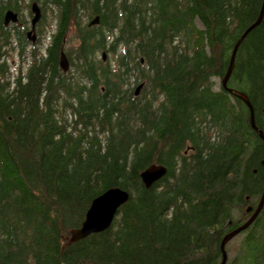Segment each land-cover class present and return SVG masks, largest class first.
Listing matches in <instances>:
<instances>
[{
  "label": "trees",
  "instance_id": "16d2710c",
  "mask_svg": "<svg viewBox=\"0 0 264 264\" xmlns=\"http://www.w3.org/2000/svg\"><path fill=\"white\" fill-rule=\"evenodd\" d=\"M261 3L0 0V264H219L264 189V144L235 96L264 135V23L236 50L232 93L221 85ZM150 165L166 172L146 189ZM114 187L128 199L110 226L67 244ZM238 238L225 264H264V203Z\"/></svg>",
  "mask_w": 264,
  "mask_h": 264
},
{
  "label": "water",
  "instance_id": "95a60500",
  "mask_svg": "<svg viewBox=\"0 0 264 264\" xmlns=\"http://www.w3.org/2000/svg\"><path fill=\"white\" fill-rule=\"evenodd\" d=\"M29 11L31 15L30 20H29V30L25 33V37L29 43L33 44L36 39L35 25L39 22L41 14H40L38 5L35 2L30 3ZM263 17H264V0H262L260 11L255 21L251 23L242 32V34L240 35V37L237 39L236 43L233 46L230 59H229V63H228V67L221 81L222 87L225 88L228 93H232V91L226 88V82L233 68V62H234L236 50L239 44L241 43V41L244 39V37L255 26H257L261 22L264 23ZM97 22H98V18L94 17L89 22L88 25L93 26V25H96ZM2 24L3 26H8L9 24L20 25V23L18 22L17 14L11 10H6L4 12L3 17H2ZM104 57H105V54L102 53L101 54L102 61H104ZM58 66L62 70V72H66L68 69L67 60L63 53H60ZM140 88H141V85H138L137 87H135L134 89L135 96L138 94V91ZM235 96L239 100H241L243 104L246 106L249 112V125L251 129L255 131L258 138L264 144V135L254 125L252 107L247 97L242 93L235 94ZM261 163L262 165H264V161H262ZM165 172H166V169L161 165H150L140 172L139 178H140L142 185L147 189L153 183L158 181L165 174ZM127 199H128L127 192L117 187L109 188L103 191L101 194H99L95 198H93L89 203V206L84 214V218H83V221L80 223V226L77 228L71 229L69 231V238L67 239V244L84 239L91 234L100 233L106 230L109 227L118 209L127 201ZM263 203H264V189L262 191L261 197L256 207L254 209H252L251 207H248L246 209V213H249V217L238 227L229 231L222 237L220 241L221 259H220L219 264H225L226 262V252L224 250L225 245L228 243V241H230L235 236L239 235L242 231L246 230L250 226V224L253 222L255 217L258 215Z\"/></svg>",
  "mask_w": 264,
  "mask_h": 264
},
{
  "label": "rangeland",
  "instance_id": "374dc122",
  "mask_svg": "<svg viewBox=\"0 0 264 264\" xmlns=\"http://www.w3.org/2000/svg\"><path fill=\"white\" fill-rule=\"evenodd\" d=\"M29 20L30 18L27 19V24L29 25ZM38 24V23H37ZM42 29V34L45 36V38H48L49 37V32L51 31V29L53 28V22L51 21V15L49 13L46 14L44 20H43V24L41 25L40 27ZM35 29H36V25H35ZM36 34V33H35ZM43 44L46 43V39L42 41ZM30 47H32L31 44L27 45V48L26 49H29ZM15 60L19 58H17L15 56L14 58ZM14 65V64H13ZM236 237V236H235ZM69 238V233H68V237H66V240ZM238 236L233 240V241H230L227 245H226V250L228 252V254H232L233 253V250L235 249V247H237V242L239 241L238 240ZM236 252V250H235ZM234 252V253H235Z\"/></svg>",
  "mask_w": 264,
  "mask_h": 264
},
{
  "label": "bare ground",
  "instance_id": "6f19581e",
  "mask_svg": "<svg viewBox=\"0 0 264 264\" xmlns=\"http://www.w3.org/2000/svg\"><path fill=\"white\" fill-rule=\"evenodd\" d=\"M247 208H248V207H247ZM247 208H246V209H247ZM253 209H254V208H253ZM110 224H111V223H110ZM109 226H110V225H109ZM104 231H105V230H104ZM244 231H245V230H244ZM242 232H243V231H242ZM242 232H241V233H242ZM100 233H101V232H100ZM241 233H240V234H241ZM96 234H98V233H96ZM240 234H239V235H240ZM237 236H238V235H237ZM232 239H233V238H232ZM232 239H231V240H232ZM231 240H230V241H231ZM228 242H229V241H228ZM225 246H226V245H225ZM224 250H225V247H224Z\"/></svg>",
  "mask_w": 264,
  "mask_h": 264
},
{
  "label": "flooded vegetation",
  "instance_id": "af4514ba",
  "mask_svg": "<svg viewBox=\"0 0 264 264\" xmlns=\"http://www.w3.org/2000/svg\"><path fill=\"white\" fill-rule=\"evenodd\" d=\"M250 207H251V206H250ZM251 208H252V207H251ZM252 209H253V208H252ZM247 215H248V216H247V218H248V217H249V213H247ZM247 218H246V219H247Z\"/></svg>",
  "mask_w": 264,
  "mask_h": 264
}]
</instances>
